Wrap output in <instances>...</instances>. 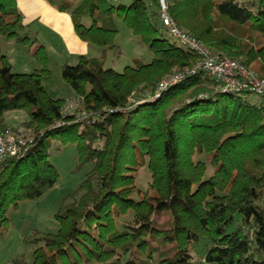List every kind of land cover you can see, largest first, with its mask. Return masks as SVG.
Listing matches in <instances>:
<instances>
[{"label":"trees","instance_id":"16d2710c","mask_svg":"<svg viewBox=\"0 0 264 264\" xmlns=\"http://www.w3.org/2000/svg\"><path fill=\"white\" fill-rule=\"evenodd\" d=\"M47 1L68 12L77 35L103 54L62 64L64 81L81 99L78 112L66 113L67 98L48 93L52 71L43 44L33 51V72H14L0 50V133L27 130L22 150L0 163V235L10 209L40 199L60 180L51 159L56 143L77 147L74 172L90 168L54 213L58 229L34 231L32 260L17 263L264 264V100L192 72L198 55L166 37L157 0ZM169 5L178 25L264 77V0ZM116 19L147 46L151 61L122 71L107 66L106 52L119 48ZM2 37L30 48L38 43L16 0H0ZM175 74L182 77L159 91ZM29 107L28 120L6 124L5 113ZM143 166L151 181L148 195L137 198Z\"/></svg>","mask_w":264,"mask_h":264},{"label":"rangeland","instance_id":"374dc122","mask_svg":"<svg viewBox=\"0 0 264 264\" xmlns=\"http://www.w3.org/2000/svg\"><path fill=\"white\" fill-rule=\"evenodd\" d=\"M113 4H130L132 0H109ZM150 2V0H145ZM85 23H91L90 18L84 20ZM119 28L117 43L119 48L106 52V64L118 71L126 65H132L139 62L151 61L152 52L140 42L132 30L121 20L116 19ZM166 37L171 42H176L180 45V41L176 40L170 33L166 32ZM41 42H38L32 48L28 44L16 42L14 39L5 37L0 38V50L2 54L7 56L11 62L14 72H33L39 65L33 55V51ZM46 48V47H45ZM46 51H48L46 49ZM48 53V52H47ZM58 53V54H57ZM94 53H91V56ZM49 67L52 71V79L47 85V90L50 96L54 98L65 97L72 94L73 90L62 77V57L60 53L54 51V55L50 57ZM77 59H72L75 63ZM70 62V63H71ZM75 96V95H74ZM73 97V96H69ZM253 102L261 101V97L257 95H248ZM29 110L27 109L9 111L4 114L5 122L9 127H16L22 122L29 119ZM19 130L27 131L26 127L21 126ZM208 160L205 155H197L196 159ZM51 159L58 167L60 172V180L46 194L38 200H26L20 203L19 207L12 208L9 211L11 223L7 230L0 235V264H18V259L32 260V253L35 249V244L31 242L34 231L55 232L58 229V222L54 218V213L57 211L62 198L69 192L73 191L83 179L90 166L85 167L82 171L74 172L78 163V150L73 144L63 145L60 142L56 143L51 150ZM213 172L210 167L209 173ZM151 181V174L147 166H143L137 176V185L139 193L136 197H145L148 195V185ZM133 214L130 211L125 217H121L118 223L121 224L125 220H129ZM159 221L166 219L165 216L158 218ZM202 247V243H198L196 247ZM195 248V247H194ZM198 250H196L197 252ZM195 255V249H193ZM200 257L199 253L195 255ZM84 264H100L97 261ZM150 264H156V261Z\"/></svg>","mask_w":264,"mask_h":264},{"label":"built area","instance_id":"2783aa9c","mask_svg":"<svg viewBox=\"0 0 264 264\" xmlns=\"http://www.w3.org/2000/svg\"><path fill=\"white\" fill-rule=\"evenodd\" d=\"M159 18L169 31V33L180 43L191 48L197 55V63L192 68L193 71L200 70L208 76L220 82L222 88L232 92H251L264 100V77H261L252 68L247 67L239 60L225 55L203 41L197 39L185 28L176 23L170 14L169 0H157ZM181 74H175L162 80L158 90L164 89L171 83L178 81ZM81 106V99L73 96L68 97L64 105V112H78ZM79 116L87 117L85 111H81ZM26 131L22 132L6 130L0 133V163L7 157L18 154L26 143Z\"/></svg>","mask_w":264,"mask_h":264},{"label":"crops","instance_id":"0c3cea01","mask_svg":"<svg viewBox=\"0 0 264 264\" xmlns=\"http://www.w3.org/2000/svg\"><path fill=\"white\" fill-rule=\"evenodd\" d=\"M24 22L30 24L31 32L36 36L51 55L60 53L62 64L77 59L79 55L98 57L103 54L101 48L83 41L75 32L71 15L59 11L47 0H16ZM94 53L91 56V53ZM58 54V53H57ZM72 63V62H71ZM75 93L65 97L74 96Z\"/></svg>","mask_w":264,"mask_h":264}]
</instances>
